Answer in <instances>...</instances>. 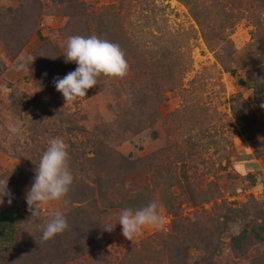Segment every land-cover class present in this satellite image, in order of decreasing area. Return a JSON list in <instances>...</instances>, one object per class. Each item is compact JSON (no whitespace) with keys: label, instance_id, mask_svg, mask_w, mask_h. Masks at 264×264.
Listing matches in <instances>:
<instances>
[{"label":"rangeland","instance_id":"374dc122","mask_svg":"<svg viewBox=\"0 0 264 264\" xmlns=\"http://www.w3.org/2000/svg\"><path fill=\"white\" fill-rule=\"evenodd\" d=\"M260 3L0 0V179L13 196L0 210L17 212L0 264H264ZM74 35L118 44L130 71L66 104L53 81L77 68L64 56ZM53 138L74 182L32 217L25 195ZM152 200L164 226L126 239L121 210ZM57 211L70 228L45 241Z\"/></svg>","mask_w":264,"mask_h":264},{"label":"clouds","instance_id":"9594fccd","mask_svg":"<svg viewBox=\"0 0 264 264\" xmlns=\"http://www.w3.org/2000/svg\"><path fill=\"white\" fill-rule=\"evenodd\" d=\"M64 56L66 63L77 64L74 71L62 78L56 77L53 81L66 104L77 98L86 97L89 89L100 84L102 75L124 78L130 71V65L120 46L96 35L69 37ZM261 107H264V104H261ZM11 131L19 133L20 129L13 126ZM69 161L68 145L61 138L50 139L35 169L33 183L25 195L32 217L38 214L42 205L61 201L68 196L74 182ZM4 196L9 197L8 203L11 204L13 196L8 189V178L0 179V204L3 203ZM164 222L162 205L156 200L137 209L124 208L118 218V223L122 226V235L132 242L135 237L142 234L144 228L161 229ZM115 226L105 227L104 230L111 232ZM69 228L66 217L57 211L44 227L42 239L45 241L53 239Z\"/></svg>","mask_w":264,"mask_h":264},{"label":"crops","instance_id":"0c3cea01","mask_svg":"<svg viewBox=\"0 0 264 264\" xmlns=\"http://www.w3.org/2000/svg\"><path fill=\"white\" fill-rule=\"evenodd\" d=\"M17 212L15 208L8 207L0 210V247L5 246L13 239Z\"/></svg>","mask_w":264,"mask_h":264},{"label":"trees","instance_id":"16d2710c","mask_svg":"<svg viewBox=\"0 0 264 264\" xmlns=\"http://www.w3.org/2000/svg\"><path fill=\"white\" fill-rule=\"evenodd\" d=\"M259 1L261 2L260 5L263 6L262 8L264 9V0H259ZM256 25H257V35H258L257 39L259 38V40L257 42H260V43L264 44V30H263L264 21L261 20V19H258L257 22H256ZM263 72H264V68H263ZM262 80H264V78ZM256 83H258V80L257 81L253 80L252 86L254 87L255 90H256V88H258V91H257L258 93H257L256 96L259 97V86H260V83H259V85H257ZM261 98H263V97H261ZM259 101L261 102V99ZM241 110L244 112V114H248V115H249V113L251 111L249 105H247L246 103L242 104V109ZM50 111H51V109H50ZM55 118H56V120H59L60 122H62V118L60 116L56 115ZM90 210H93V209L88 208L86 210V213H88V211H90ZM245 232H246V230H245ZM242 237H243V233L238 235V236H235L234 237L235 242L239 243V241L242 240ZM3 248L4 247H0V251H2Z\"/></svg>","mask_w":264,"mask_h":264}]
</instances>
